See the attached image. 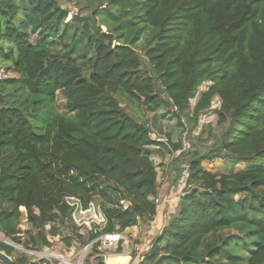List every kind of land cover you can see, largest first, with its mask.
Here are the masks:
<instances>
[{"label": "trees", "instance_id": "16d2710c", "mask_svg": "<svg viewBox=\"0 0 264 264\" xmlns=\"http://www.w3.org/2000/svg\"><path fill=\"white\" fill-rule=\"evenodd\" d=\"M73 1L0 0L16 76L0 79V233L34 250L93 243L105 264L100 237L159 220L131 264H264V0H87L93 13L71 16ZM216 98L225 131L181 155L186 187L164 209L145 114L196 124ZM217 158L231 170H206ZM92 205L104 223L82 234L74 213Z\"/></svg>", "mask_w": 264, "mask_h": 264}, {"label": "rangeland", "instance_id": "374dc122", "mask_svg": "<svg viewBox=\"0 0 264 264\" xmlns=\"http://www.w3.org/2000/svg\"><path fill=\"white\" fill-rule=\"evenodd\" d=\"M65 7L70 9V15H77L79 12H82L83 15L92 14L93 12L87 8V0H74L71 3L65 4ZM32 40H36V36L32 37ZM145 40H142L137 44L136 49L139 53L143 52ZM16 77L12 71L7 68L0 61V79ZM210 84H204L201 88V93L206 91L209 88ZM200 93L198 94V97ZM116 97L120 100H124L125 104L127 99L122 96L121 93L117 94ZM197 102V99L192 101V106ZM128 109L134 112L136 115V109L141 110L137 105L127 103ZM221 102L218 98L212 103V108L210 111L202 114L198 122L195 124L191 120V115L188 113L181 114L180 119L174 116V110L168 112L166 110L160 111L155 116L153 114H145L149 124L151 125L152 134L151 138L154 141L155 145L151 148V158L153 159L156 168L158 170V183H159V204L161 207L165 206L167 203L172 202L174 199H178L179 194L186 187V176L184 174L183 178L179 179V167L186 169L184 161L181 158L182 154H192L195 151L206 152L213 145L211 141L206 142L209 138V133L212 131L216 135H222L225 131L223 126L217 125V116L216 111L220 108ZM133 114V113H132ZM143 113L140 115L137 114V118H141ZM174 144H181L183 150L180 152H175L173 150ZM189 155V156H190ZM259 164L264 167V159L259 161ZM203 166L209 172H229L231 166H229L226 161L222 158H217L214 161H204ZM246 168L245 164H239L234 167L235 172H240ZM186 172V171H185ZM175 207V206H174ZM176 208V207H175ZM174 208V210H175ZM164 209H168V206H165ZM74 218L76 220V225L80 227L82 234H86L88 231L94 228V226L103 225V217L100 214V210L95 205H92L89 210L83 211L82 208H77L74 213ZM20 229L22 231H27L30 229V225L25 221L24 217L21 221ZM155 233L147 225H141L139 227H133L122 235L124 240L117 247L105 249L101 248L104 251V257L107 256V259L112 256H126L129 258V263L131 264L133 255L138 257L141 251L146 247L149 239L154 236ZM8 241L15 244L16 248H12L11 256L18 259V257L26 256L25 250H34L25 247L24 244H16L11 239L4 236L0 233V243L5 244ZM25 241L23 240V243ZM52 246L50 248H44L43 250L49 256V264H63V261L60 259V256H65L66 259L71 264H96L94 257L90 258L92 252V247L85 250L87 245L82 246L78 242H75L72 248H68L60 238L52 239ZM6 245V244H5ZM122 248L120 252L119 249ZM135 258V257H134ZM38 259V258H32ZM90 259V260H89ZM107 259H104L106 264ZM89 261V262H88Z\"/></svg>", "mask_w": 264, "mask_h": 264}, {"label": "built area", "instance_id": "2783aa9c", "mask_svg": "<svg viewBox=\"0 0 264 264\" xmlns=\"http://www.w3.org/2000/svg\"><path fill=\"white\" fill-rule=\"evenodd\" d=\"M122 240H124V237L121 234H111L100 237L98 239V242H100L101 248L103 247L105 249H110L117 247L122 242ZM5 242L7 246L18 249V247H16L15 244L10 243L8 241ZM92 244L87 245L85 250L89 249V247H92ZM21 250L25 251V254L26 256H28V259L31 264H49L50 262L49 256L45 250H25V249H21ZM0 258L5 259L7 262L11 264H21L17 261L15 257L11 256L10 254H8L6 251L3 250H0ZM32 258H38V259H32ZM105 258L107 259V256H105ZM60 259L63 261V264H71L63 255L60 256Z\"/></svg>", "mask_w": 264, "mask_h": 264}, {"label": "bare ground", "instance_id": "6f19581e", "mask_svg": "<svg viewBox=\"0 0 264 264\" xmlns=\"http://www.w3.org/2000/svg\"><path fill=\"white\" fill-rule=\"evenodd\" d=\"M107 264H128L129 258L126 256H112L107 259Z\"/></svg>", "mask_w": 264, "mask_h": 264}, {"label": "crops", "instance_id": "0c3cea01", "mask_svg": "<svg viewBox=\"0 0 264 264\" xmlns=\"http://www.w3.org/2000/svg\"><path fill=\"white\" fill-rule=\"evenodd\" d=\"M104 220V219H103ZM104 222V221H103ZM159 225V220H157L154 224H153V226L152 227H150L151 228V230L153 231V232H155L156 230H155V228H156V226H158ZM135 228V227H134ZM128 230V229H127ZM126 232V231H125ZM124 232V233H125ZM124 233L122 234V235H124ZM0 264H11V263H9V262H7L5 259H3V258H0Z\"/></svg>", "mask_w": 264, "mask_h": 264}, {"label": "water", "instance_id": "95a60500", "mask_svg": "<svg viewBox=\"0 0 264 264\" xmlns=\"http://www.w3.org/2000/svg\"><path fill=\"white\" fill-rule=\"evenodd\" d=\"M107 264V263H106Z\"/></svg>", "mask_w": 264, "mask_h": 264}]
</instances>
